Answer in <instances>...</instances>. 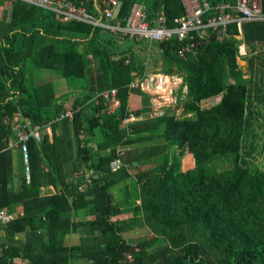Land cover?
<instances>
[{"label": "trees", "instance_id": "16d2710c", "mask_svg": "<svg viewBox=\"0 0 264 264\" xmlns=\"http://www.w3.org/2000/svg\"><path fill=\"white\" fill-rule=\"evenodd\" d=\"M68 1L77 6L84 2L94 15H100L99 8L102 14L112 8L106 0ZM206 2L210 8L203 21L220 4H237ZM121 3L117 18L125 23L133 0ZM146 4L150 19L163 13L169 27L186 16L182 0ZM102 31L108 30L59 20L55 12L23 0H0L1 149L14 138L16 119L18 124L30 119L44 128L66 110L71 97L66 80L87 81L90 59L98 60L109 90L118 91L119 103L108 112L110 103L97 95L104 91L96 94L95 85H87L88 92L72 103L81 107L74 120L52 124V141L46 135L41 143H29L30 184L23 171L15 187L13 151L0 152V211L23 212L0 225L5 232L1 240L9 247L0 264L15 257L29 264H264V170L251 168L258 149L251 154L245 147L246 140L258 142L264 135L259 122L249 116L252 101L264 102V72L254 83L239 66L249 51L258 52L253 45L264 47V22L243 23L242 31L237 24L229 25L222 41L211 32L203 40L192 33L183 41L155 43L161 67L154 74L180 77L187 88L181 119L172 108L149 117L148 96L140 86L131 87L141 84L147 72L133 48L119 44L129 38L109 33L105 38ZM243 41L249 50L246 56L240 54ZM185 46L191 53L183 58L180 51ZM251 65L253 69L254 60ZM33 70L52 71L59 79L37 84L31 80ZM220 96L211 108L200 106ZM131 114L140 119L124 124ZM162 125L166 128L159 134ZM98 129L102 142L96 140ZM160 139L166 142L163 154L158 146L127 150L121 156L122 169L112 172L118 147ZM171 148L181 156L191 154L193 166L183 170L167 152ZM81 170L97 176L84 192L78 191L80 180L75 179ZM132 176L135 193L126 189L127 199L116 201L112 189ZM52 187L56 192H42ZM88 208L93 219L75 220L74 213ZM145 231L129 240L130 234ZM80 232L91 234L68 246L66 238Z\"/></svg>", "mask_w": 264, "mask_h": 264}, {"label": "built area", "instance_id": "2783aa9c", "mask_svg": "<svg viewBox=\"0 0 264 264\" xmlns=\"http://www.w3.org/2000/svg\"><path fill=\"white\" fill-rule=\"evenodd\" d=\"M11 1L13 2L17 0ZM23 1L29 3L30 5L46 8L55 12L59 20H77L85 22L94 27L108 30L115 35H121L129 39H142L152 44L169 42L175 38L183 41L192 33L196 34L200 39L203 40L211 36L209 31H214V33L218 35L219 40H222L226 37V29L229 25L237 24L238 29L242 31L243 23L264 22L263 0H237V4L235 5L231 2L222 3L216 8L217 12H214L215 14L207 21L202 20V15L209 11L210 8V5L206 2V0H182L186 10V16L175 19L173 27H169L166 24L163 13L157 18L150 19L146 0H133L129 16L125 23L117 18L122 4L121 0H106V2L112 8L105 10L104 14H102L99 8L98 12L100 15H94V13L90 12L85 6L84 2H80L79 6H77L75 2L68 0ZM241 48L242 45L240 44V49ZM186 53H191V47L185 46L180 51V56L185 58ZM156 76L159 77L146 75L140 87L147 94H152V92L155 93L157 98L153 100V106L156 108L154 115H162L161 113H163V111H159L160 109L167 110L172 108L176 103L177 100L175 99L174 93L177 88L173 86V88L171 87L168 90V95H161V92H157L156 90L159 88V86L163 87L166 85L164 82L166 79L163 81V78H165L164 75ZM131 87H138V84H132ZM117 95V89H113L109 92L103 93L101 97L106 102L108 101L111 104H114L117 103ZM221 97L222 96L218 98L219 101ZM80 111V106L74 107L72 105L66 107V110L59 117L51 121L50 124L44 128H46L47 131H51L52 124L60 123L64 120H69L72 122L75 118V115ZM176 117L181 119L179 115H176ZM139 119L140 118L131 115L129 118H127L126 124L129 122L138 121ZM16 122L17 119L15 120V124L13 126L16 140L14 139V142L9 141L7 147L3 149L0 148V152L13 150L16 147L21 150L22 158L27 170L26 181L29 183L31 180V171L29 168L30 150L28 145L32 139L36 142H40L46 131H43L40 126L34 124L29 119H24L23 121H20L19 124ZM50 137H52V134H50ZM123 154V149H117V158L113 160L110 165L113 173H117L122 169L124 164L121 156ZM76 177L80 179L78 182L79 192H84L88 186L92 185L94 178H97L95 173L89 170H81L76 174ZM22 216V212L10 213L7 210H1L0 225H6ZM8 248V245L0 239V260ZM7 264H29V261L15 257L8 260Z\"/></svg>", "mask_w": 264, "mask_h": 264}, {"label": "rangeland", "instance_id": "374dc122", "mask_svg": "<svg viewBox=\"0 0 264 264\" xmlns=\"http://www.w3.org/2000/svg\"><path fill=\"white\" fill-rule=\"evenodd\" d=\"M106 32L102 31V33L100 35L104 36L105 38H108L109 34H112L109 31H106ZM139 40H141V39H139ZM122 41H123L122 44H124L125 49H128V47H131L136 52V54L138 56L137 62L142 65L143 71H146L149 75H164V74H154V72L161 67L160 60H159V53H158V49L156 47V44H152V43H149L147 41L135 42V41L130 40V39L127 41L126 40H122ZM128 43L130 46H128ZM119 44L121 45L120 42H119ZM252 48H254L258 51L257 52L258 55L264 56V47L263 46L253 45ZM242 52L243 51H240V54H244ZM255 55L256 54H254L253 57ZM253 57L252 56L250 57V63H252V61L254 60L255 67L253 69L249 68L248 71L246 69V72H244L242 68L245 69L246 67H244L243 62H239V66L242 69L245 77H248L249 72L255 71V73L253 74V77H252V81L254 83H258V81L260 80L259 77H261L263 72H264V58H259V57L253 58ZM88 76H89V79L92 76L91 80L94 82V85H95L93 92L96 94L99 92H102V91H107L111 87L109 79L107 78L108 77L107 74L100 71L99 62L96 59H90ZM152 77H155V76H152ZM164 77L165 78H163V81L166 79L165 80L166 85H164L162 87V89H159L156 91L161 92V95L165 96V95H168V93H169L168 90L171 87L173 88V86H175L177 88L176 89L177 92L175 91L174 95H175V99L177 101L173 105L172 108H174V113L176 115H179L180 118H183L182 113H183L184 103L187 100L186 99L187 88L183 87V85H182L183 80L180 77L172 78L170 76V77H168V80H167L166 75H164ZM58 79H59L58 76L49 70H41V71L33 70L32 71L31 80H32V82H35L37 84L49 83V82L56 81ZM66 82H67V80H66ZM77 83H80L82 86H84V85H86V79H81V80L77 81ZM89 83H90V81H89ZM89 83H88V85H89ZM73 84H76L75 81L72 83V85ZM67 87H68V83H67ZM180 87H183L182 88L183 90L179 91ZM163 88H164V90H163ZM71 89L75 90V91L78 90L77 88H74V87H72ZM86 90H87V86H86L85 90H82V92H86ZM147 96L149 98V109L151 112V111H153V100L156 99L157 97L155 96V93H153V92H152V94L147 95ZM218 102H219L218 98H212V99L202 101L200 106L204 109H209L212 106H214L215 104H217ZM163 113H166L165 109H163ZM250 115L252 116L251 119L253 121L259 122L260 132H264V102L261 103L258 101V102H256V104H253V101H252V105H251L250 111H249V116ZM189 116H192V114H189ZM160 130L161 129H159L158 132H160ZM252 139H253L252 142L247 141V140L245 141V147H246V149H248V151H250L251 154H254L256 152V150L258 149V153H257L256 157H254L252 160L251 168L264 170V135H262V138L258 142H257V140H255V138H252ZM154 144H156V142H154ZM160 144H162V145L160 146L158 144L156 146H158L157 148H161L159 152L161 154H163V149H164V145L166 144V142L163 140L160 142ZM167 152L170 154L171 158H177L179 160L180 166L183 170H185L187 168H191L193 166V156L191 154L186 153L183 156H181V155H179L178 151L174 148L167 150ZM133 171L132 170L130 171L131 174L134 173ZM131 180H132V178L130 179V181ZM126 183L127 182L123 183L122 185H124ZM126 189H127V192L132 195L131 191L129 190L128 187L126 188V186H125V189H124V187H119V186H116L112 189L113 194L116 196V201L120 202L121 198H124L125 200L127 199V196L125 193ZM133 190L136 191V186L132 188V191ZM135 191H134V193H135ZM43 193L48 194V191H43ZM73 216L75 217V220H84V219L87 220V219H93L94 218V216H93V214L89 208L79 210V211H77L76 214L74 213ZM123 217L127 218L128 214L124 215ZM140 233H136V235H135V232L130 234L129 240L134 239V238H136V239L139 238L143 234H146V231L140 232ZM150 238H152L151 235H148L147 239H150ZM76 263H78V262L75 261L74 264H76ZM79 264H83V261L81 263L79 262Z\"/></svg>", "mask_w": 264, "mask_h": 264}, {"label": "crops", "instance_id": "0c3cea01", "mask_svg": "<svg viewBox=\"0 0 264 264\" xmlns=\"http://www.w3.org/2000/svg\"><path fill=\"white\" fill-rule=\"evenodd\" d=\"M240 39H242V37L240 36ZM127 41V40H126ZM121 43V45L122 46H124V44H122L123 43V41L122 42H120ZM242 48L244 49V52H245V54L247 55V53H248V46H246L245 45V42L243 41L242 42ZM128 46H130L129 45V43H128ZM242 48L240 49V51H242ZM243 52V53H244ZM253 54H257V52H251V51H249V53H248V55H247V58L246 59H244V60H242V59H239V62H243V64H244V67H246L245 69L244 68H242L243 69V71L244 72H246V69H247V71H248V69L250 68V69H252V65H251V63L248 61L249 60V58L251 57V55H253ZM246 55H244V54H242V56H246ZM147 75H149L148 73H147ZM253 76V72L251 71V72H249V75H248V77H246V78H250V77H252ZM167 77H170V76H167ZM91 78H92V76L90 77V79H89V76H88V80L90 81V83H89V85H88V80L86 81V85H84V86H82L80 83H77V81H75V83L76 84H70L68 81H67V83H68V93H70L69 95H71V97H70V101L68 102V104L66 105V107H69V106H71L72 105V103H73V101L75 100V98H76V96H78V95H80V93H85V92H82V90H85V88H86V86L88 85L89 87H92V85L94 84V82L91 80ZM72 85V86H71ZM141 84H138V87L140 86ZM72 87H74V88H77L78 90H72L71 88ZM133 88V87H132ZM135 88H137V87H135ZM141 88V87H140ZM93 89V88H92ZM142 89V88H141ZM94 90V89H93ZM74 91V92H73ZM143 91V90H142ZM86 92H88V89L86 90ZM144 92V91H143ZM145 93V92H144ZM145 94H147V93H145ZM147 95H150V94H147ZM110 103V102H109ZM119 107V103H118V101H117V103H114V104H109V108H108V112H114L117 108ZM153 108H155L154 106H153ZM155 111H156V108L155 109H153V111H151V112H149V117L150 118H153V117H156V116H158V117H160V116H162V115H154V113H155ZM159 111H163V109H160ZM183 111H184V109H183ZM161 114H163V113H161ZM131 115H133V114H131ZM130 115V116H131ZM129 116V117H130ZM165 128H166V125H162L161 127H160V132H158L159 134H163L164 133V131H165ZM149 135H152V133H149ZM14 138H11L10 139V141H12V142H14V139H15V136H13ZM81 138H84V136H81ZM131 138H135V137H131ZM16 140V139H15ZM50 140L52 141L53 140V137H50ZM96 140L98 141V142H102L103 141V136H102V132H101V130L100 129H98L97 130V136H96ZM161 141H163V140H158V141H149V142H144V143H140V144H136V145H130V146H128V147H124V146H122V147H118L117 149H123L124 150V152H126L127 150H132V149H136V150H143V149H149V148H151L152 146H156V145H158V144H160V142ZM154 142H156V144H154ZM74 148L76 149V147H75V140H74ZM13 152H12V155H13V166H14V171H15V176H16V180H15V187H18L19 186V182H18V177L21 175V173L24 171V168H25V163H24V161H23V158H22V153H21V151H20V149H14V150H12ZM134 164L136 165L137 163L136 162H134ZM147 168V166H144L143 167V169H146ZM82 169H84V168H82ZM46 171H48V168H46ZM129 171H131L130 169H129ZM133 171V170H132ZM134 173L132 174V175H135L136 174V172L135 171H133ZM132 178V180L130 181V179ZM131 178H129L127 181H125V182H127L126 184H124V185H122L123 183H125V182H123V183H121L120 185H118L119 187H128L129 188V190L131 191V193L133 194L134 193V191L135 190H133L132 191V188L133 187H135L136 186V178L134 177V176H132ZM53 189H50V191L48 192V193H50V192H56L55 191V189H54V187H52ZM43 191H48L47 190V188H44V189H42ZM42 191V192H43ZM136 202H137V199H136ZM19 212H21V209L20 210H18ZM91 233H88V232H80V233H78V234H74V235H71V236H68L67 238H66V243H67V245L68 246H75V245H78V244H80V240H81V238L82 237H85V236H88V235H90ZM4 237H5V232L4 231H0V239H4ZM80 261H78V263H79ZM81 263V262H80ZM84 263V262H83Z\"/></svg>", "mask_w": 264, "mask_h": 264}, {"label": "bare ground", "instance_id": "6f19581e", "mask_svg": "<svg viewBox=\"0 0 264 264\" xmlns=\"http://www.w3.org/2000/svg\"><path fill=\"white\" fill-rule=\"evenodd\" d=\"M227 29H228V28H227ZM227 29H226V33H227ZM211 32L214 33V31H209V33H211ZM222 40H223V39H222ZM222 40H221V41H222ZM243 50H244V49L242 48V51H243ZM242 53H243V52H242ZM244 55H246L245 52H244ZM241 56H242V54H241ZM152 76L159 77V76H156V75H152ZM167 80H168V79H167ZM164 82H165V81H164ZM159 89H162V87L159 86V88H158L157 90H159ZM112 90H113V89H112ZM109 91H111V90L104 91V92H102V93H100V94H97V95H98V96H102L103 93H105V92H109ZM29 120H30V119H29ZM124 124H126V121H125ZM40 127H41V126H40ZM41 128H42V127H41ZM42 130H43V131H46L45 134H44V136H43V138H42V140L45 138L46 135H48V136H50V134L53 135V129H52V128H51V131H47L46 128H42ZM32 140H33V139H32ZM32 140H31V141H32ZM42 140H41L40 142H37V143H41ZM31 141H30V142H31ZM34 141H35V140H34ZM30 142H29V143H30ZM35 142H36V141H35ZM28 146H29V145H28ZM16 148L19 149L18 147H16ZM16 148H14V149H16ZM14 149H13V150H14ZM20 151H21V150H20ZM29 168H30V164H29ZM30 171H31V170H30ZM24 172H25V176H27V170H26V168H24ZM76 174H77V173H76ZM76 174H75V179H76L77 181H79L80 179H79L78 177H76ZM30 182H31V180H30ZM30 182H29L28 184H30ZM5 210H7V209H5ZM7 211H8V210H7ZM18 212H19V211H18ZM21 212H22V210H21ZM22 213H23V212H22Z\"/></svg>", "mask_w": 264, "mask_h": 264}]
</instances>
